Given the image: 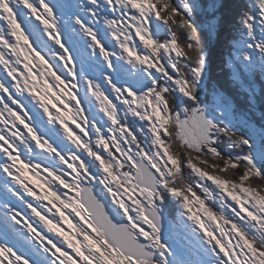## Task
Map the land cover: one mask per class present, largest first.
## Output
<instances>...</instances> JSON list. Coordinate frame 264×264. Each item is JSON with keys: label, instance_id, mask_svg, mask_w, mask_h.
Returning a JSON list of instances; mask_svg holds the SVG:
<instances>
[{"label": "snow or ice", "instance_id": "snow-or-ice-1", "mask_svg": "<svg viewBox=\"0 0 264 264\" xmlns=\"http://www.w3.org/2000/svg\"><path fill=\"white\" fill-rule=\"evenodd\" d=\"M224 8L0 0V172L14 181H4L0 202V264H264V0H237L228 20ZM225 25L231 91L211 79L207 51ZM84 85L97 112L77 99ZM53 97L63 110L52 111ZM41 168L48 203L71 208L87 228L68 221L65 234L60 209L42 214L53 211L39 203L48 196L24 177Z\"/></svg>", "mask_w": 264, "mask_h": 264}, {"label": "rangeland", "instance_id": "rangeland-1", "mask_svg": "<svg viewBox=\"0 0 264 264\" xmlns=\"http://www.w3.org/2000/svg\"><path fill=\"white\" fill-rule=\"evenodd\" d=\"M2 67L3 66L0 65V79L7 78L6 77V73H4L2 71ZM19 67L21 68V70H23V65H20ZM38 67H39V65H37V68H34L35 71H37ZM8 79H10V78H8ZM48 79H49V82L51 83L52 82L51 81V78L49 77ZM85 88H86V85H84L81 88L80 96H78L77 99L78 100H82L81 106L83 108H85V109H87V110H89L91 112H97L98 109L96 107H93L92 104H90V103L87 105L86 99H82L84 97L83 94H85V91H84ZM25 95H27V92L25 93ZM87 95L89 97L88 100H90L91 99V94L89 93ZM62 99H64L65 101L67 100L66 97H62ZM34 104H35V102L33 101L32 104H29V107L32 108ZM72 104H75V101H72ZM55 105H56V107L53 108V111L54 112L56 111V108H60L61 110H63V105L60 104L58 101H57V103ZM34 111H40V112H42V109H39L38 106H37L34 109ZM44 119L46 121V117H44ZM127 119H128V121L130 123H132L133 121H135V123L133 125L134 127H136V125H138V123H141L138 118H133L131 115H129ZM68 122H70V124H71V126L70 125L69 126L72 127L75 130V125L72 124L71 119H68L67 120V123ZM20 126H22V125H20ZM0 127H3V125L0 124ZM22 128H23V126H22ZM140 136L143 138V135L142 134H140ZM116 155L119 156V153H117ZM3 159L4 158L2 156H0V162H3ZM64 167H66V166H64ZM38 171H39V175H36L30 169H25L24 177H25V182L28 183L29 186L32 187L38 194L47 195L48 196V200H44V201L39 202V203H41L42 206L45 205V204H47L48 207H52L53 211H52V213H48L47 212V208H44L42 214H46L48 216V218L51 219L52 216L56 213L57 209H60L64 213V215L67 217V221L60 220V217L58 215L56 216V220L59 222L60 226L63 228L65 234H70L72 232L71 224H77V223H79V224H82L84 227L87 228V223L84 220H81L80 216H77L76 213L73 212L71 208H69V209H63L59 205L58 202H56L55 207H53L52 204H49L48 203V201L49 200H52L53 197L51 196V192L48 191V186L44 183V178L47 177V173H45L42 168L39 169ZM6 180L9 181V185L10 186L14 184V181H12L10 177H8L6 174L0 172V202H3L4 199L6 198L5 187H4V181H6ZM57 187L60 188L61 193L67 192L69 197H74V198L78 199L77 196H79L78 195L79 192H77L75 190H72V189L64 188L62 185H59L58 183H57ZM198 194L201 195L202 197L204 195L203 192L200 191V189H199V193ZM104 197H105L104 199L110 198V197H107L105 193H104ZM7 198H9L12 201H13V199L15 200V198L14 197H11L10 194H7ZM28 199L30 201H35V197H28ZM61 199H64V197L62 195H61ZM206 203H208V201H206ZM229 203H234V202H232L231 200H229ZM16 204H17L18 207H23L22 205H19V202H17ZM196 207H198V206H196ZM193 210L195 211L196 209L194 208ZM29 214H31V213L29 212ZM201 216H203L202 213H201ZM68 221H71V224L68 223ZM214 226L215 225L213 224V227ZM17 227H19V225H17ZM41 227H43V226L41 225ZM2 229H3V225L0 224V230H2ZM44 231L47 232V229H44ZM88 231L91 233V229L90 228L88 229ZM49 235H55V234L54 233H50ZM75 239H81V237H78L77 236Z\"/></svg>", "mask_w": 264, "mask_h": 264}, {"label": "trees", "instance_id": "trees-1", "mask_svg": "<svg viewBox=\"0 0 264 264\" xmlns=\"http://www.w3.org/2000/svg\"><path fill=\"white\" fill-rule=\"evenodd\" d=\"M180 0H173V3H179ZM202 3L204 4H209L210 0H201ZM237 2V0H223V3L225 4V8L222 10L224 12L225 15V19L228 20L231 18L232 16V6ZM206 19V15L205 14H198L197 16V20L199 21H204ZM230 25H225L224 27L221 28L220 33H219V37H215L213 36L212 39H210L208 41L207 44V51L209 54V72H210V76L211 79L213 81L219 82L223 85H225V87L231 91V88L228 84V71L224 66L223 63V45L225 42V36L228 34V29H229ZM163 38V37H162ZM260 78L257 77V88L259 91V87H260ZM233 95H236L235 93H233ZM236 101L237 103L242 104L243 103V97L242 96H236ZM140 123H138V125H136V128L139 129ZM139 134V133H138ZM140 135V134H139ZM140 139L142 141V143L144 142V137L142 138L140 136ZM147 146V145H145ZM98 187V186H97ZM197 193H199V189H196ZM209 203V202H208ZM175 213V206L173 205V209H172V213H171V218L174 217Z\"/></svg>", "mask_w": 264, "mask_h": 264}, {"label": "water", "instance_id": "water-1", "mask_svg": "<svg viewBox=\"0 0 264 264\" xmlns=\"http://www.w3.org/2000/svg\"><path fill=\"white\" fill-rule=\"evenodd\" d=\"M93 194L97 196V199H99L100 202H101L102 204H105V203L100 199V197H99V195H98L96 189H95V191H94ZM80 197H81V203H83L84 200L87 199V193H85V192L82 191ZM105 205H108V204H105ZM105 211H107V207L105 208ZM109 214L111 215V213H109ZM113 222L118 224V223H123L124 221L121 220V219H119V218H116ZM141 242H143V241H141Z\"/></svg>", "mask_w": 264, "mask_h": 264}, {"label": "flooded vegetation", "instance_id": "flooded-vegetation-1", "mask_svg": "<svg viewBox=\"0 0 264 264\" xmlns=\"http://www.w3.org/2000/svg\"><path fill=\"white\" fill-rule=\"evenodd\" d=\"M208 183H210V181L208 182ZM214 187V186H213ZM215 189V188H214Z\"/></svg>", "mask_w": 264, "mask_h": 264}, {"label": "bare ground", "instance_id": "bare-ground-1", "mask_svg": "<svg viewBox=\"0 0 264 264\" xmlns=\"http://www.w3.org/2000/svg\"><path fill=\"white\" fill-rule=\"evenodd\" d=\"M35 73V71H33Z\"/></svg>", "mask_w": 264, "mask_h": 264}]
</instances>
